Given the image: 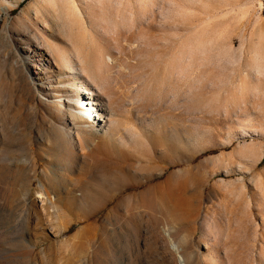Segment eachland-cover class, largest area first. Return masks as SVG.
Segmentation results:
<instances>
[{
    "label": "rangeland",
    "instance_id": "374dc122",
    "mask_svg": "<svg viewBox=\"0 0 264 264\" xmlns=\"http://www.w3.org/2000/svg\"><path fill=\"white\" fill-rule=\"evenodd\" d=\"M0 264H264V0H0Z\"/></svg>",
    "mask_w": 264,
    "mask_h": 264
},
{
    "label": "bare ground",
    "instance_id": "6f19581e",
    "mask_svg": "<svg viewBox=\"0 0 264 264\" xmlns=\"http://www.w3.org/2000/svg\"><path fill=\"white\" fill-rule=\"evenodd\" d=\"M84 93H91V88H89L88 86H85ZM82 105H84L83 107L87 109L83 112L88 111L89 115L92 116L93 120H96V121L98 120L100 122L107 121V115L104 114L105 108L99 105V103L97 102V99H93L90 102L84 101ZM104 146L108 149L111 148V144L109 143V135L106 136V143ZM166 160H168L169 162H176V163L180 162V159L176 160V158H171L170 160L169 159H166ZM128 165L129 163H128L127 154L124 152H121L119 153V158L117 157L116 161H109L106 164L104 171L111 172V175L109 176L112 177L114 181V185H115L116 182L119 184L120 179L123 177V176L121 177L119 174V170H120L119 167L127 168ZM121 172L123 173L122 170ZM144 177H145V180L138 179L136 181L138 185L145 186V189L141 194L142 197L144 195V196H149V197H152L153 199H156L157 201L161 203L162 207L165 208L166 212L177 214L176 216H178L179 212H182L181 210L185 212L184 209L190 201L186 196L178 192L173 180L167 179L166 181L148 184V182L152 180L151 173L149 172L146 173ZM181 184L183 185V183ZM120 188H121V185H120ZM179 216L181 215L179 214Z\"/></svg>",
    "mask_w": 264,
    "mask_h": 264
}]
</instances>
